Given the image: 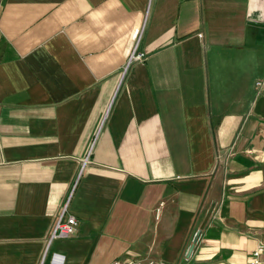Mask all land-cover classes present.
Segmentation results:
<instances>
[{
	"label": "crops",
	"instance_id": "0c3cea01",
	"mask_svg": "<svg viewBox=\"0 0 264 264\" xmlns=\"http://www.w3.org/2000/svg\"><path fill=\"white\" fill-rule=\"evenodd\" d=\"M263 21L264 0H0V264H250Z\"/></svg>",
	"mask_w": 264,
	"mask_h": 264
},
{
	"label": "built area",
	"instance_id": "2783aa9c",
	"mask_svg": "<svg viewBox=\"0 0 264 264\" xmlns=\"http://www.w3.org/2000/svg\"><path fill=\"white\" fill-rule=\"evenodd\" d=\"M144 58H145L144 54L137 53L135 51L128 62V67L134 62H139L144 60ZM257 87L259 88V93H260L264 87V82L263 81L258 82ZM77 227H78L77 218L73 215H68L66 208L63 211V214L61 215L58 221L52 239H68L76 233ZM61 259H62L61 256L54 254L52 257V262H54V264H60ZM110 264H156V262L151 259H145V260L137 259V260H116ZM250 264H264V243H260L253 251V257Z\"/></svg>",
	"mask_w": 264,
	"mask_h": 264
},
{
	"label": "water",
	"instance_id": "95a60500",
	"mask_svg": "<svg viewBox=\"0 0 264 264\" xmlns=\"http://www.w3.org/2000/svg\"><path fill=\"white\" fill-rule=\"evenodd\" d=\"M251 24L254 25V26H257V27H262V28H264V21H263V22H251ZM193 249H194V246H192L189 255L192 254Z\"/></svg>",
	"mask_w": 264,
	"mask_h": 264
}]
</instances>
